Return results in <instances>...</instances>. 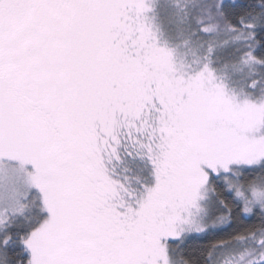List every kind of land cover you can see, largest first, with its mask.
Masks as SVG:
<instances>
[{
    "label": "snow or ice",
    "instance_id": "obj_1",
    "mask_svg": "<svg viewBox=\"0 0 264 264\" xmlns=\"http://www.w3.org/2000/svg\"><path fill=\"white\" fill-rule=\"evenodd\" d=\"M0 264H264V0H0Z\"/></svg>",
    "mask_w": 264,
    "mask_h": 264
}]
</instances>
